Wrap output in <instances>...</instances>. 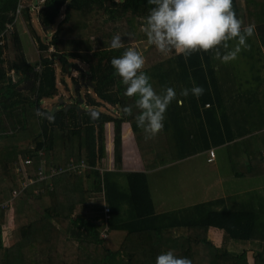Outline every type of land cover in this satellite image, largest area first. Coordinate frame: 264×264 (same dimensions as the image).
<instances>
[{
    "label": "trees",
    "instance_id": "16d2710c",
    "mask_svg": "<svg viewBox=\"0 0 264 264\" xmlns=\"http://www.w3.org/2000/svg\"><path fill=\"white\" fill-rule=\"evenodd\" d=\"M232 6L242 25L257 27L259 36L254 31V39L261 40L264 47V0H233ZM152 7L148 0H46L37 18L43 31L54 33L45 40L33 26L30 6L23 0H0V264H155L157 255L170 249L192 264H264L260 253L252 257L248 252L233 254L228 249L231 241L255 239L260 229L258 206L244 205V200L235 210H221L217 203L224 204V200L213 198L196 199L186 209L159 211L155 205L149 172L212 147L226 149L233 175L248 173L247 160L264 157V133L244 137L264 129V121L250 124V112L245 109L242 121L240 115L231 116L226 104L230 98L224 96L216 75L219 59L212 51L194 52L187 58L176 53L168 67L157 63L143 68L158 93L164 87H172L177 93L159 132L164 138L169 134L165 144L172 153L169 157L161 152L154 155V146H143L153 137L145 139L143 130L137 128L135 98L124 96L126 85L111 65V59L130 46L125 43L112 49L106 40H91L89 29L92 18L102 15L105 23L117 24L115 32L124 21L129 34L147 41L143 29ZM19 20L24 21L37 46L39 60L34 64L27 62L15 26L12 32L8 29ZM257 48L262 57L252 62L253 67H259L252 77L256 85H248L243 94L251 101L264 95V57L260 46ZM58 64L61 74L67 76L72 68L78 70L79 78L71 77L76 93L71 97L75 100L48 109L45 102L61 95L59 85L67 87L57 75ZM27 81H31V87L20 90ZM194 85L204 89L199 98L191 93L180 95L181 89ZM82 89L86 90L85 98ZM125 105H133L132 115L124 114ZM104 108H111L112 114ZM94 110L95 115L91 113ZM261 114L264 119V111ZM231 117L238 119L235 124ZM109 123L114 127L112 156L106 149ZM126 125L131 129L122 133ZM21 132L28 144L8 145ZM131 132L139 149L147 150L138 157L143 171L125 169L123 136L126 139ZM156 136L154 145L159 142ZM249 149L251 155L245 158L243 153ZM40 150L44 153L41 156ZM151 153L153 158L147 157ZM20 157L33 160L26 166L33 178L42 160L48 167L73 161L85 162L91 169L82 175L61 174L50 183H37L20 193ZM110 164L114 170L109 169ZM36 190L43 192L36 195ZM250 199L253 201L248 196L247 201ZM30 200L36 204L32 211ZM253 203L256 205V201ZM10 215L13 234L11 243L5 246L3 234ZM211 229L224 234L221 245L212 239Z\"/></svg>",
    "mask_w": 264,
    "mask_h": 264
},
{
    "label": "clouds",
    "instance_id": "9594fccd",
    "mask_svg": "<svg viewBox=\"0 0 264 264\" xmlns=\"http://www.w3.org/2000/svg\"><path fill=\"white\" fill-rule=\"evenodd\" d=\"M148 3L153 7L145 18L143 30L148 44L162 54L174 51L187 58L194 52L212 51L215 58L227 63L250 47L246 41L254 34L255 25H242L233 9V0H148ZM110 47H122L119 34L111 37ZM111 65L126 85L124 96L135 98L137 128L143 130L145 139L156 136L164 128L168 106L177 99L175 89L164 87L158 93L143 70L144 56L134 48L113 57ZM203 92L202 86L194 85L191 89H181L180 95L187 97L191 93L199 98ZM123 112L132 115L133 105H125ZM155 264H192V261L170 249L158 254Z\"/></svg>",
    "mask_w": 264,
    "mask_h": 264
},
{
    "label": "rangeland",
    "instance_id": "374dc122",
    "mask_svg": "<svg viewBox=\"0 0 264 264\" xmlns=\"http://www.w3.org/2000/svg\"><path fill=\"white\" fill-rule=\"evenodd\" d=\"M27 4H31L32 2L36 3V0H23ZM25 3V5H27ZM33 6V11H32V18H34V28L37 31V33L45 40H50L52 38V35L54 31H43L38 23V8L42 7L43 4L38 7L37 4ZM105 16L99 15L95 16L91 20V26L89 29V34L91 37V40L94 41H99V40H106L111 43V38L108 37L109 34H119L121 36L122 40V45L126 43V45L130 46L131 48L136 49L139 51L145 58V65L144 68L147 69L151 67L154 64L157 63H164L167 65L170 64L169 60H171L174 55L176 54L174 51L169 52L167 54H162L160 53L154 46L149 45L147 41H140L137 40V35H131L128 33V27L126 26L125 22L122 21L118 24V30H116L117 24L110 22V23H105ZM255 30L258 32L257 27ZM264 31V29H262ZM112 35V36H113ZM89 36V35H87ZM106 37V38H105ZM247 40H254V35L249 37ZM256 40H258L256 38ZM247 42V41H246ZM251 48V46H250ZM248 50V49H247ZM247 50H242L239 54L236 60L227 62L225 66L229 64V67H233L228 73L236 74L239 73L242 76L239 78L240 80H248V75L249 79H251V74L255 73L259 67H253V63L251 61H248L246 59V55L244 51ZM244 56V57H243ZM79 67L86 69L84 65L79 64ZM57 68V75L59 79H64L66 82V86L62 87L60 86L61 90V95L60 97L55 98L53 101H46L45 106L49 109L52 108L54 104H59L61 102H70L74 101L75 96V85L71 81V77H75L76 80L79 78L78 77V70L76 68H72L71 72L69 73V76L67 74L65 75L64 73L61 74V65L58 64L56 66ZM80 68V69H81ZM225 69V68H224ZM252 71V73H251ZM84 83V81H83ZM234 83V81H233ZM250 86V83L248 84ZM66 88L69 89L70 92L66 90ZM86 93L85 89H82V97L85 98L84 94ZM104 112H108V114H112L110 111L111 108H104L102 109ZM109 110V111H107ZM114 136V127L111 124V126H106V141L108 142L109 137L112 138ZM158 138V145L160 144L161 149V154H165L169 157L170 153H172V150L166 147H169V145H166L165 142H167V138H169V135L164 138V133H158L156 136ZM165 139L163 142L162 140ZM156 138L153 137V139H150L149 142L146 141L143 143V146H147L148 149L152 146H154ZM123 152H127L129 156L132 158L136 155V142L134 140V135L131 134V136H128L126 139L124 138L123 141ZM155 146H157L155 144ZM109 148L108 151H110V146L108 145ZM126 149V150H125ZM147 150L143 148L142 150L139 151L137 155H145V152ZM217 154H218V161L217 164L219 167L216 170L209 171L210 167L209 164H206L204 159L198 158L194 159L192 161L186 162H179L180 164L176 165L174 164L171 169L166 170L165 167L160 169L159 171H156L155 175L150 176V185H151V193H152V198L155 202V205L157 206V209L159 211H164V210H175L180 203L184 205H188V203L191 201L192 197H197L196 199H212L216 195L215 194H209L205 195V197L202 198V196H199L198 192L195 190V186L199 189L200 193H202L207 186H209L214 180H212L216 176H221V184H222V189L220 192L213 191V193H218L219 195L226 196L228 195L230 197V202L234 203L236 205L240 203H244V199L247 202L248 196H251L255 199L259 196H264V182H257V181H249L246 182L245 180L238 179L235 180L234 177H232V166L229 162V158L227 157L226 151L221 149V147L216 148ZM148 155V154H146ZM127 159V164L126 166L129 167L130 165L129 160L131 158ZM147 157L153 158L152 155H148ZM170 160V159H168ZM209 162V161H208ZM113 163V162H112ZM154 164L151 160V164ZM111 165V164H110ZM136 169V168H135ZM137 170V169H136ZM211 172V173H210ZM226 194V195H225ZM254 199V200H255ZM254 202V201H253ZM254 204V203H253ZM257 206L254 204V208ZM227 209H233V206L230 205L229 208ZM258 216V222L264 224V213L261 211H256ZM213 238L217 242H222L224 240V234L212 232ZM221 245V243H220ZM262 246V245H261ZM229 248L233 251L236 252L239 249V245H232L229 246Z\"/></svg>",
    "mask_w": 264,
    "mask_h": 264
},
{
    "label": "crops",
    "instance_id": "0c3cea01",
    "mask_svg": "<svg viewBox=\"0 0 264 264\" xmlns=\"http://www.w3.org/2000/svg\"><path fill=\"white\" fill-rule=\"evenodd\" d=\"M26 2H24V3H26ZM34 3L32 2L31 4H27V5L30 6L31 9H32L33 6H34ZM36 4H37V2L35 3V6H36ZM32 11H33V9H32ZM32 21H33V25H34V18H32ZM38 23H39V21H38ZM39 25H40V23H39ZM14 26H15L14 30L16 29L19 32V34H20L22 45H23V48H24V52H25V56H26L28 64L29 63L30 64L36 63L39 60L38 49H37V46H36L35 42L33 41L32 37H31V35H30V33H29L24 21L23 20H19V21H17V23ZM256 34L259 36V33H257V31H256ZM255 39L254 40H247V43L249 44V46H251V48L249 47L247 51H244L245 54H243V55L247 56L246 59L248 61H251V60L254 61V60L261 59L262 56H261V53L258 51L257 46H260V50L263 53V57H264V47H262V45H261L262 42H261V40H255ZM225 64L226 63L221 62L220 60H218V63H217V66H216V68H217V74L216 75H217L219 83H220L219 85H221L223 93L225 94L224 96L227 97L228 99L230 98L226 102V104L228 105L227 108H228V110H230L231 116L240 115V117H238V118H241V121H242L244 119V116H245V112L244 111L246 110V111L250 112L249 113L250 117L248 119V120H250V124H251V121H260L261 119H262V121H264L263 116L261 114V112L264 111V95H263L262 91H260L262 93L260 100L251 101L250 98L245 97L243 95V94L246 93V90H248V88H249L248 84L249 83H252V85H250L252 87L256 85V82H253L254 80H252V77L254 75H257V71L258 70L255 73H252V71H251V73H252L251 74V76H252L251 79H249L250 75H248V78H247L248 80H240L239 78L242 76V74L240 75L239 73H236V74L228 73L233 67H229V64L227 66H225ZM233 81H234V83H233ZM30 82L31 81H27L25 83V85L20 87V90L29 89L31 87V85H32ZM233 99H236V101L233 100ZM243 109H245V110H243ZM242 112H244V113H242ZM234 113L236 115H234ZM231 118H234V117H231ZM234 120L235 121H233L232 124H235L238 119L234 118ZM107 125H111V123H109ZM126 128L131 129V127L129 125L128 126L126 125V126H124L122 133H124ZM262 133H264V129H261V130H257L256 129L250 135H248V136H246L244 138H248V137L256 136V135H261ZM24 134L25 133L21 132L20 135L18 136V138H16L15 140H12L8 145H15V143H18L20 147L26 146L28 144V140H27V137H25ZM131 134L134 135L133 132H131ZM167 135H169V134L167 133ZM113 138H114V136H113ZM113 138H112V141H111V138L109 137L108 142L106 141L107 148H109L108 145H109V142H111L110 151H108V149H107L108 153L111 156H112V151H113V147H114ZM134 140H135V136H134ZM123 141H124V136H123ZM136 146H137V148H136L137 149L136 150L137 153H136V155L134 157L131 158L127 152H125V154H124V157L126 159L125 164H124L125 165V169H127V170H136L137 169V170H142L143 171L144 170V165L138 159V157L142 156V155H137L139 153V151L141 150V149H139V147L137 145V142H136ZM166 148H168V147H166ZM216 148H214V147L211 148V149L215 150V155H216V158L214 159V162H212V163L208 162L209 157H210L209 151H203V152L197 153L193 157H190V158L185 159L183 161L189 162V161H192L193 158L194 159L202 158V159H204L206 164H209V167H210L209 171L216 170L219 167V165L217 164L218 154H217ZM161 149L162 148L160 147V145H158V144H157V146L154 145V155H158L161 152ZM221 149H222V147H221ZM223 149L226 151L225 148H223ZM243 154H244L245 158L249 157L251 155L250 149L246 150V152L243 153ZM151 155H152V153H151ZM262 155L264 156V151H263ZM129 157L131 158V160H129V163H128L130 166L127 167L126 166L127 159H129ZM183 161H178V162H175V163H168L165 166L152 169L149 172L148 175L149 176H152V175L154 176L156 171H159L163 167H165L166 170H168V169H171V167L174 164L178 165V164H180L179 162H183ZM111 162H112V159H111ZM247 163H248V165L250 167V171L248 173H239L238 175H232V177H234L235 180L242 179V180H245L246 182H249V181H252V180L257 181L259 183L264 182V157H263V159L262 158H260V159L254 158L250 162H249V160H247ZM109 169L110 170H114L115 168H113L112 164H111ZM212 180H214V181L209 186H207V188L202 193H200L199 189L195 186V190L198 192V194L200 196H202V197H205V195H209V194H215L216 196H215V198H213V201L221 200V199L224 200V204H222L221 202L217 203L218 204V206H217L218 209L224 210V209L229 208L230 205H232L233 208H236V204L234 205V203L230 202V200H229L230 197L228 195L225 194L226 196H223L222 194L219 195L218 193H213V191L220 192L221 189H222L221 176L220 175L216 176ZM250 198H252L253 201H256V206H258L256 211H259V212L262 211L264 213V196H259V197H257L258 199H256V200H254V198L251 197V196H250ZM214 199H216V200H214ZM194 201H196V197H192L191 201L188 203V205H186V203L184 205H182V203H180L179 206L176 209H178V208L179 209H182V208L186 209ZM253 201L252 200L251 201H247V202L244 203V205L245 204H247V205L251 204L252 206H254ZM12 202L11 203L9 202V203L12 204ZM29 202H30L29 203L30 204V209L32 208V206H33V208H36V204L33 202V200H30ZM240 204H243V203H240ZM16 209H17V211H20L22 209V207H19V205H18V207ZM31 211H32V209H31ZM256 214H257V212H256ZM11 215H10V223H9V225L6 226V227H5V225L2 226V228H4V227L6 228L5 229L6 230L5 234H3L5 246H8L9 243H11V236L13 234L12 231L10 232V226L14 225L13 224L14 222L12 220V216ZM260 229L259 230L257 229L258 231L256 230L255 237H254L255 239H253V240H249V241H237V240H234V241H231L229 243V245H228L229 251L231 253H233V254L234 253H241V252H248L249 256L252 255V257H253V255H255V253L256 254L260 253L261 257L264 258V239H263V237H264V224L263 223L260 224ZM213 231L216 232V233H219L220 236H221V234H223L222 231H220V230L211 229V235H212ZM212 239L214 240V242L218 246L220 245V243H222V242H217L213 238V236H212ZM113 243L115 245H117L118 241H116V242L113 241ZM234 244L235 245L238 244L240 250H237L236 252H233L229 248V246H232Z\"/></svg>",
    "mask_w": 264,
    "mask_h": 264
},
{
    "label": "built area",
    "instance_id": "2783aa9c",
    "mask_svg": "<svg viewBox=\"0 0 264 264\" xmlns=\"http://www.w3.org/2000/svg\"><path fill=\"white\" fill-rule=\"evenodd\" d=\"M46 0H37V4L40 7L42 4L45 3ZM39 9V8H38ZM13 25H9L8 29L12 32L13 31ZM2 44V43H0ZM38 70V69H37ZM34 148V147H33ZM32 148V149H33ZM43 151L40 150L38 152V155L41 156L43 155ZM209 162L214 161L216 155H215V150H210L209 151ZM33 162V160L31 158H27L26 160H23L20 157V161L17 168L18 172H21L23 175V179H22V187L19 190L20 193H23L24 190H26L27 188L36 185L37 183H42L45 181H49V183L52 181V179L56 176H59L61 174H71V173H75L77 175H82L84 173H86L87 171H89L91 169V167L89 165H87V163L85 162H81V163H74L73 161L70 162L69 164H67L66 166H50L48 167L46 162L44 160L41 161V165L38 169V173L37 176L35 178L30 177L27 173L26 170V166L31 165ZM43 190H36V195H39L40 193H42ZM17 194V193H16Z\"/></svg>",
    "mask_w": 264,
    "mask_h": 264
},
{
    "label": "water",
    "instance_id": "95a60500",
    "mask_svg": "<svg viewBox=\"0 0 264 264\" xmlns=\"http://www.w3.org/2000/svg\"><path fill=\"white\" fill-rule=\"evenodd\" d=\"M30 83H31V82H30ZM91 113H92L93 115H95L96 111H92Z\"/></svg>",
    "mask_w": 264,
    "mask_h": 264
}]
</instances>
